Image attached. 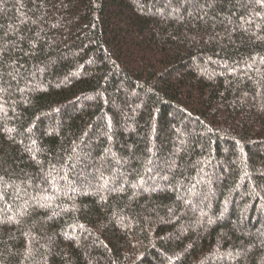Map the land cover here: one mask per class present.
Returning a JSON list of instances; mask_svg holds the SVG:
<instances>
[{"label":"trees","instance_id":"1","mask_svg":"<svg viewBox=\"0 0 264 264\" xmlns=\"http://www.w3.org/2000/svg\"><path fill=\"white\" fill-rule=\"evenodd\" d=\"M0 264H264V0H0Z\"/></svg>","mask_w":264,"mask_h":264}]
</instances>
